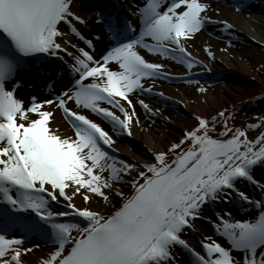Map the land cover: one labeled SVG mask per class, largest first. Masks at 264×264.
<instances>
[{
  "label": "snow or ice",
  "instance_id": "1",
  "mask_svg": "<svg viewBox=\"0 0 264 264\" xmlns=\"http://www.w3.org/2000/svg\"><path fill=\"white\" fill-rule=\"evenodd\" d=\"M209 10L207 0H145L135 27L109 20L111 46L98 57L94 40L100 38L78 30L85 21L74 12L73 0H0V264H22L33 251L24 248L33 234L56 246L42 264H264V200L250 199L239 188L248 182L264 194V184L254 178L264 168V125L233 127L227 110L210 119L196 117L197 126L182 139L138 166L110 155L113 135L82 114L94 113L113 133L131 136L132 124L139 123L133 94L151 93L144 82L167 78L164 65L145 54L190 70L197 61L185 44L214 22ZM69 32L82 46L65 38ZM46 56L60 60L62 73L51 77L50 98L34 96L26 103L17 96L16 76L29 58ZM137 102L150 111L143 99ZM54 109L70 121L72 135L54 126ZM252 128L262 131L249 138ZM137 168L133 193L117 191L114 185L126 183L122 177ZM110 195L123 202L108 215L73 203L79 196L85 204L98 197L111 205ZM233 196L260 208L259 215L234 221L231 213H216L214 232L227 246L207 236L196 251L186 234L206 209ZM61 200L71 212L53 210ZM68 216L78 219L61 221ZM16 229L24 238H14Z\"/></svg>",
  "mask_w": 264,
  "mask_h": 264
},
{
  "label": "bare ground",
  "instance_id": "2",
  "mask_svg": "<svg viewBox=\"0 0 264 264\" xmlns=\"http://www.w3.org/2000/svg\"><path fill=\"white\" fill-rule=\"evenodd\" d=\"M234 1H238L241 5L242 9L240 11H236L230 5L226 7L223 4L208 2L210 5L209 16L214 22L207 24L204 31L198 33L192 41L185 44L192 58L197 61L190 71L200 72V76L205 82L216 80L219 83L208 86L205 82L194 85L164 82L158 84L152 80L142 81L146 87L152 88V92L148 98H141L137 93L133 94V103L135 104L139 123L134 122L132 124L131 138L136 139V142L130 141L127 134L113 133L111 131L112 127L101 124L106 131L113 135L115 143L112 145V149L116 153L117 161L123 160L138 166L153 162V154L165 151L172 144L182 139L185 132L197 126L196 117L210 119L218 116L219 112L227 110V113L233 117L230 121L233 127H247L249 124L264 125V97L262 102L253 103L251 101L257 94L260 85L263 87L262 91L264 93V0H225V3ZM138 2L139 0H130L127 4V1H124L127 5H123V9H120L119 13L128 15L129 11H132L135 15L134 6ZM111 9L113 11L114 6ZM73 10L85 21L84 24L76 25L81 34L86 38L97 36L100 38L94 40V43L96 44L97 55L101 54L102 49L108 44L109 36L98 23L97 12L93 10L86 13L78 7L77 2L73 3ZM216 21H226L232 27L229 29L222 23H216ZM65 30L67 31L66 27ZM206 31L211 32L214 37ZM65 38L77 43L78 46H82V42H79L70 32ZM228 43H231L229 48ZM206 49L210 50L213 55L209 56ZM69 50L72 51V49ZM63 55L64 60L70 61L66 54L63 53ZM146 59L150 62L162 63L166 72H178L176 67L172 63H168L167 60L165 61L163 57L148 54ZM56 65H60L61 68V62H54L52 67ZM187 69L189 68L187 67ZM53 73L51 68L46 76L31 74L17 78L16 84L18 87L16 92L18 98H22L26 103L34 96L40 100L49 98L52 93V88L49 85L53 83L51 79ZM57 80L59 81V77ZM65 83L67 81L58 83L57 90H62ZM200 88H204L206 91L200 92ZM138 99H143L148 104L150 111L143 110V107L137 103ZM69 107L72 110L81 111L72 103L69 104ZM54 110L56 113L54 126L59 128L62 135H72L74 130L65 122L62 110ZM145 111L147 117L144 114ZM82 114L92 117L87 110H83ZM117 114L119 115V113ZM148 117H151V119L149 120ZM165 122H168V124H165ZM152 124L159 128H156V130L151 129ZM218 130L223 131L222 127H218ZM261 131V128L250 129L249 138L257 137ZM137 141H141L142 144L137 143ZM134 143L138 146L136 148L135 145L136 151L131 150ZM139 170V168L134 169L131 176L122 177V180L126 183L115 184L114 188L125 196L133 193L130 182L133 177L138 175ZM254 178L258 183L264 184V168H257ZM109 199L111 205L98 197L85 204L77 196L74 198L73 203L78 208L88 207L105 215L118 208L123 202L117 196L110 195ZM64 202L61 200V203ZM214 205L219 212L220 205ZM224 206L226 210H229L233 206L232 201L224 203ZM260 211L261 209L253 210L250 208L244 212L236 210L237 214H234L231 219L234 221L253 219L259 215ZM205 214L207 215V211H205ZM195 229L198 238L200 237L199 233L206 237L212 236L206 224H203L200 220L196 221ZM212 237L217 239L215 236ZM191 238L189 241L193 243ZM217 241L227 246V242L223 238L217 239ZM55 247H40L37 249L35 247L30 254L22 257V264H42V261L55 250Z\"/></svg>",
  "mask_w": 264,
  "mask_h": 264
},
{
  "label": "rangeland",
  "instance_id": "3",
  "mask_svg": "<svg viewBox=\"0 0 264 264\" xmlns=\"http://www.w3.org/2000/svg\"><path fill=\"white\" fill-rule=\"evenodd\" d=\"M230 46H228V48H229ZM255 83H256V81H255ZM216 85V84H215ZM214 86V85H213ZM262 86L260 85L259 86V89H258V91H257V94L258 95H262L263 97H264V93H263V91H262ZM184 108V107H183ZM160 119V118H159ZM162 120V119H161ZM165 124H168V122H165ZM156 128H159L158 126H156V125H154V124H152L151 125V129H153V130H156ZM136 139H134L133 138V142L135 141ZM136 142V141H135ZM137 143H139V144H142V142L141 141H137ZM134 146L131 148V150H133V151H136V148H138V146H137V144H133ZM135 145H136V148H135ZM30 254V253H29Z\"/></svg>",
  "mask_w": 264,
  "mask_h": 264
}]
</instances>
